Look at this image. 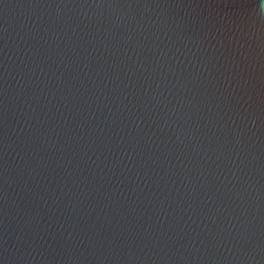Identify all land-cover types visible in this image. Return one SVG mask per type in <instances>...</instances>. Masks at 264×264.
<instances>
[{
    "label": "water",
    "instance_id": "95a60500",
    "mask_svg": "<svg viewBox=\"0 0 264 264\" xmlns=\"http://www.w3.org/2000/svg\"><path fill=\"white\" fill-rule=\"evenodd\" d=\"M0 264H264V0H0Z\"/></svg>",
    "mask_w": 264,
    "mask_h": 264
}]
</instances>
